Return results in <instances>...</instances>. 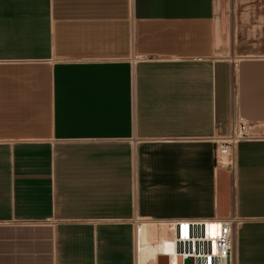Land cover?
<instances>
[{
    "label": "crops",
    "instance_id": "1",
    "mask_svg": "<svg viewBox=\"0 0 264 264\" xmlns=\"http://www.w3.org/2000/svg\"><path fill=\"white\" fill-rule=\"evenodd\" d=\"M229 217L264 264V0H0V264H208Z\"/></svg>",
    "mask_w": 264,
    "mask_h": 264
},
{
    "label": "built area",
    "instance_id": "2",
    "mask_svg": "<svg viewBox=\"0 0 264 264\" xmlns=\"http://www.w3.org/2000/svg\"><path fill=\"white\" fill-rule=\"evenodd\" d=\"M253 124L246 122L238 112H234L231 121L229 132L226 135L217 136L213 142L216 145V161L218 159V149L220 144L231 152V160L222 166L228 169L231 173L235 171V147L238 142L246 139H252ZM238 221L235 217L224 219H216L211 222L200 224V226H207L212 229V234L200 238H179V242L184 248L190 243H194L195 247L192 250L191 256L195 261L204 262L208 264H235V236ZM198 225V224H196ZM198 246L210 249L207 252H198ZM186 257V256H185Z\"/></svg>",
    "mask_w": 264,
    "mask_h": 264
},
{
    "label": "bare ground",
    "instance_id": "3",
    "mask_svg": "<svg viewBox=\"0 0 264 264\" xmlns=\"http://www.w3.org/2000/svg\"><path fill=\"white\" fill-rule=\"evenodd\" d=\"M216 138V137H215ZM218 159H219V163H220V165H222V166H225L230 160H231V152L227 149V148H225L222 144H220V146H219V149H218ZM145 228V227H144ZM170 236V235H169ZM173 244L174 243H170V245H169V247H168V249L167 250H169V251H172L171 253H173V254H175L174 253V251H173ZM165 245V244H164ZM163 249H165V247L163 248ZM151 250H153V249H151ZM162 253V252H161ZM158 254V253H157ZM164 254H167L166 252L164 253ZM172 254V255H173ZM154 255H155V253H154ZM156 256V255H155ZM154 257V256H153ZM173 260V259H172ZM142 262V261H141Z\"/></svg>",
    "mask_w": 264,
    "mask_h": 264
},
{
    "label": "water",
    "instance_id": "4",
    "mask_svg": "<svg viewBox=\"0 0 264 264\" xmlns=\"http://www.w3.org/2000/svg\"><path fill=\"white\" fill-rule=\"evenodd\" d=\"M162 259H160V264L162 263L161 261ZM192 263V259L190 257L185 258L184 260L181 258V256H179L177 258V264H191ZM164 264H168V260L166 259Z\"/></svg>",
    "mask_w": 264,
    "mask_h": 264
}]
</instances>
